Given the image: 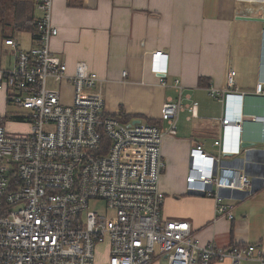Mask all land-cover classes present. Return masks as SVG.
Instances as JSON below:
<instances>
[{
    "label": "built area",
    "instance_id": "built-area-1",
    "mask_svg": "<svg viewBox=\"0 0 264 264\" xmlns=\"http://www.w3.org/2000/svg\"><path fill=\"white\" fill-rule=\"evenodd\" d=\"M33 1L40 13L34 46L24 51L19 41L6 40L5 45L16 52V62L12 69L0 71V90H8L9 105L26 112L16 118L30 125L25 135L9 134L0 125V264H95L96 246L106 243L107 264H152L157 253L167 264H264L258 245L202 246L190 223L162 219L164 140L177 134L182 113L197 114V104L182 103L181 82L169 84L167 67L154 66L159 86L174 88L179 97L164 104V130L108 116L104 82L84 63L70 74L51 49L59 35L53 26L54 0ZM235 76L229 74L227 89L210 87L208 92L225 107L238 99V117L226 113L221 118L223 135L214 142L215 155L201 146L192 150L196 162L187 179L191 191L214 198L217 215L230 220L233 206L223 204L220 192H245L251 182L244 170L224 167L222 158L243 151L245 122L264 125V115L242 111L247 94L237 93ZM63 84L73 88L71 105L62 103ZM255 94L264 96V83L256 85ZM233 125L239 133L236 147L225 141ZM91 200L105 201L113 217L89 211Z\"/></svg>",
    "mask_w": 264,
    "mask_h": 264
},
{
    "label": "crops",
    "instance_id": "crops-1",
    "mask_svg": "<svg viewBox=\"0 0 264 264\" xmlns=\"http://www.w3.org/2000/svg\"><path fill=\"white\" fill-rule=\"evenodd\" d=\"M16 21L0 23V71L10 70L16 52L5 45L34 46L33 34L21 30L28 19L40 17L33 0H17ZM264 0H54L53 26L59 35L51 43L74 74L84 63L104 82L105 113L125 124L147 123L166 129L161 117L168 99L178 100L174 88L159 86L154 66L167 67V80L184 87L182 103L197 104L196 116L180 115L175 136L163 145L166 170L160 179L165 195L162 219L190 223L202 246L214 242L229 249L255 244L264 251V125L247 121L242 143H253L236 156L225 155L222 165L245 171L251 186L245 192L225 191L223 204L232 205L234 219L216 212L214 198L191 191L187 179L196 162L191 153L201 146L215 155L214 142L223 135L224 114L238 117L239 101L225 105L208 89H227L235 72L234 88L247 96L242 111L264 115V96L255 94L264 83ZM30 34L28 37H22ZM163 52L162 57L156 53ZM124 73H127L126 76ZM3 78L0 74V83ZM68 92H73L68 85ZM8 90H0V119L9 120ZM14 114V113H13ZM13 116V115H12ZM17 122L21 120L15 118ZM6 126V125H5ZM225 141L236 147L239 133L228 128ZM247 152V153H246ZM205 166V165H202ZM107 247L108 244L106 243ZM158 253L152 264H163ZM214 264H231L230 261ZM241 264H259L244 261Z\"/></svg>",
    "mask_w": 264,
    "mask_h": 264
},
{
    "label": "rangeland",
    "instance_id": "rangeland-1",
    "mask_svg": "<svg viewBox=\"0 0 264 264\" xmlns=\"http://www.w3.org/2000/svg\"><path fill=\"white\" fill-rule=\"evenodd\" d=\"M29 35L30 34H26L25 36H22V37H28ZM48 86L52 87L53 84L49 83ZM67 87H68L67 84L61 85L62 103L64 105H71L73 92L72 93L68 92ZM25 113H26L25 111L18 110L14 107H11L9 109L10 118L5 123L6 127L8 128L9 134L25 135L30 132V125L29 123H27V121L17 122L16 120H14L17 115H21L22 117H25ZM89 211L99 213L100 215L105 216V217H113L114 215V212L110 211L107 208L106 202L102 200H91L89 202ZM95 255H96L95 264H107L109 255H110L107 245H104V244L97 245L95 248ZM163 264H167V261L165 260Z\"/></svg>",
    "mask_w": 264,
    "mask_h": 264
},
{
    "label": "trees",
    "instance_id": "trees-1",
    "mask_svg": "<svg viewBox=\"0 0 264 264\" xmlns=\"http://www.w3.org/2000/svg\"><path fill=\"white\" fill-rule=\"evenodd\" d=\"M17 0H0V23L9 25L16 21L17 12L16 9L18 7ZM21 30L28 31L32 34L36 32V20L31 18L25 21V23L21 26ZM122 123L126 121L123 118L115 117ZM0 125H3L2 120L0 119Z\"/></svg>",
    "mask_w": 264,
    "mask_h": 264
},
{
    "label": "water",
    "instance_id": "water-1",
    "mask_svg": "<svg viewBox=\"0 0 264 264\" xmlns=\"http://www.w3.org/2000/svg\"><path fill=\"white\" fill-rule=\"evenodd\" d=\"M263 22H264V20H263ZM139 122V121H138ZM253 145H255V144H253V143H243V146H244V148H249V147H252ZM247 153V152H246ZM225 191H229V190H222L221 192H220V195L221 196H223V193L225 192Z\"/></svg>",
    "mask_w": 264,
    "mask_h": 264
},
{
    "label": "clouds",
    "instance_id": "clouds-1",
    "mask_svg": "<svg viewBox=\"0 0 264 264\" xmlns=\"http://www.w3.org/2000/svg\"><path fill=\"white\" fill-rule=\"evenodd\" d=\"M243 144V143H242ZM242 144H241V146H242Z\"/></svg>",
    "mask_w": 264,
    "mask_h": 264
}]
</instances>
